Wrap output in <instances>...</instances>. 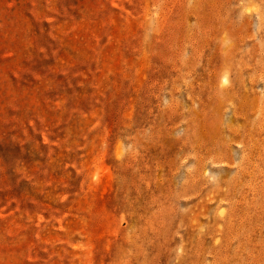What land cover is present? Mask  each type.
<instances>
[{
	"label": "rangeland",
	"instance_id": "374dc122",
	"mask_svg": "<svg viewBox=\"0 0 264 264\" xmlns=\"http://www.w3.org/2000/svg\"><path fill=\"white\" fill-rule=\"evenodd\" d=\"M0 264H264V0H0Z\"/></svg>",
	"mask_w": 264,
	"mask_h": 264
}]
</instances>
